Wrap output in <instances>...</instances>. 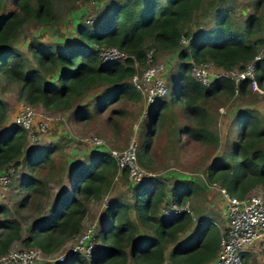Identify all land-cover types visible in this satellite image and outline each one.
Masks as SVG:
<instances>
[{
    "label": "trees",
    "instance_id": "obj_1",
    "mask_svg": "<svg viewBox=\"0 0 264 264\" xmlns=\"http://www.w3.org/2000/svg\"><path fill=\"white\" fill-rule=\"evenodd\" d=\"M204 1L107 0L101 21L93 26H79L76 40L70 45L59 48L32 40L25 53L14 46L15 40L28 23L54 25L53 1L0 0V76L16 86L19 96L33 107L52 113L71 112L76 122H86L115 104L142 98L132 83L137 72L135 63L145 66V49L153 46L155 56L160 51L175 54L178 59L173 74L176 100L181 102L189 120L178 135L187 134L193 141L216 148L219 138L208 124L206 103L218 96H234L236 91L240 96L250 94V81H241L235 87L231 80L220 78L208 87L203 86L192 76L191 65L211 61L224 70L242 69L264 44V36L260 34L259 14L251 13L243 23H238L229 7L221 2H213L216 4L214 25L200 27L192 33L190 25ZM255 4L257 8L264 0H256ZM183 37L187 45L181 44ZM94 45L117 47L129 57L122 62H102ZM255 78L259 86L264 87V60L256 63ZM94 91H98V95L90 109L82 103ZM166 108L167 102L163 99L150 106V130L141 145L143 154L137 155L139 163L152 146ZM7 111V104L0 100V127ZM110 111L123 113L115 108ZM233 124L238 128V141L228 153L212 159L207 169L209 182L219 184L237 198L259 188L264 199V112L256 106L241 107L234 114ZM27 145V133L19 126L0 128V173L10 166L17 170L22 164L27 174L22 176L21 184L30 189L31 194L42 195L46 182L38 176V171L45 165L49 170L55 168L60 147L48 145L29 150L25 156ZM67 164L66 176L70 182L73 179L70 192L58 197L49 214L36 219L25 236L21 223L0 205V257L16 242L37 248L46 255L56 252L81 232L88 215L87 204L102 199L117 175L127 178L126 170L119 171L115 160L102 149H95L85 160L72 164L67 161ZM177 179L167 190L165 179L151 177L139 185H129L131 202L125 198L110 199L103 227L95 237L103 247L98 248L91 261L78 255L65 264L212 262L220 239L213 221L206 219L196 225L189 237L179 243L180 235L193 225V217L186 212L168 216L160 213L162 207L172 203L182 205L194 192L196 182ZM247 253L242 255L243 264Z\"/></svg>",
    "mask_w": 264,
    "mask_h": 264
},
{
    "label": "rangeland",
    "instance_id": "obj_2",
    "mask_svg": "<svg viewBox=\"0 0 264 264\" xmlns=\"http://www.w3.org/2000/svg\"><path fill=\"white\" fill-rule=\"evenodd\" d=\"M54 12L56 13V22L52 26H42L35 23L26 24L21 31V34L14 42V46L25 53L27 52V44L32 40H37L41 43L51 44L55 47H65L76 40L79 26H93L101 21V16L106 11L105 5L107 0H52ZM105 2V3H104ZM215 3H220L224 7L228 6L231 15L238 23H243L249 14L257 13L261 16L262 31L260 34L264 36V4L256 8V0H205L197 13L196 20L191 23L192 33L199 30L200 27L213 26L216 7ZM9 6V4H8ZM7 6V8H8ZM200 18V20H199ZM30 61L33 63L30 54ZM157 63H161L166 69L167 94L163 100L167 102V108L162 112L163 116L159 121V127L156 136L152 141V146L146 157L143 158L140 165L148 171L165 179V189L169 190L180 179H192L198 185H202L201 189H194L195 193L210 192V188L216 195L208 194L206 200L199 194H193L188 198L189 205L193 209V214L196 218H202L204 222L208 218H214L217 225L224 227L225 220L221 219L222 206L220 201L224 203L219 191L209 182L207 169L214 157H219L228 153L231 147L238 141V128L234 122L232 115L241 107L256 106L264 112V93L251 92L244 96L239 94L231 97L218 96L210 99L206 103L209 113L208 124L218 135L219 143L216 146H205L199 142L193 141L187 134H179L178 131L184 125L189 123L185 111L179 100H176V86L173 82V74L176 72L178 59L175 54L157 52L155 56ZM145 66L137 65V70L140 73ZM264 91V87H260ZM98 95V91L91 93L83 101V105L92 109L93 101ZM0 100L7 104V116L1 129L9 126H14L13 117L15 116L19 105L25 102L18 94L16 86L7 83L0 76ZM260 106V107H258ZM77 107L73 108L76 109ZM112 108L123 111L122 114L112 113ZM144 108V100L141 98L135 102H124L119 105L115 104L107 109L102 114H95L93 119L86 122H76L71 116V112H49L42 107H35L38 113H45L51 116L47 130L36 143L28 144L25 152L29 150L35 151L47 145L59 146L57 152V162L53 170H49L47 166L38 171V176L43 177L46 182L44 194H32L30 189H27L21 184L22 176L27 174V168L16 170L11 183L7 190L0 188V205L5 206L9 210V215L16 218L22 227V235L25 236L33 222L40 217H44L51 209L52 202L55 198V193L63 184L67 182L66 167L69 166L67 161H77L78 159L85 160L90 154L95 152L96 148L83 145V140L90 136L101 138L105 144V150L112 149L121 151L125 149L131 140L135 137L139 143V154H143L142 143L148 137L150 130L148 115L141 119V112ZM221 109L223 112H221ZM149 114V113H148ZM148 119V120H147ZM180 137V138H179ZM179 139V140H178ZM72 159V160H71ZM69 168V167H68ZM37 175V174H36ZM173 175V176H172ZM73 179L71 178L70 187H72ZM207 184V186H206ZM128 178L117 175L109 192L99 201H91L87 204L88 215L82 223V230L79 235L84 234L92 227V234L98 236L102 227L106 208L102 203L110 199L131 197ZM212 186V187H211ZM257 190V189H256ZM259 190V189H258ZM257 190V191H258ZM53 194V196H51ZM31 195V196H30ZM30 196V197H29ZM128 201H132L129 199ZM212 204L213 209H209ZM47 208V209H46ZM92 212H91V211ZM212 219V220H214ZM214 220V221H215ZM221 221V223H220ZM200 221L194 219L195 224ZM77 235L73 239L67 241L59 250L49 255L50 259L44 257L37 264H58L54 258L58 257L67 247L76 243ZM189 236L185 233L179 237V243L185 241ZM98 247L103 245L99 240H96ZM25 247L20 242H16L12 248ZM11 248V249H12ZM247 257L244 264H264V242L256 244Z\"/></svg>",
    "mask_w": 264,
    "mask_h": 264
},
{
    "label": "built area",
    "instance_id": "obj_3",
    "mask_svg": "<svg viewBox=\"0 0 264 264\" xmlns=\"http://www.w3.org/2000/svg\"><path fill=\"white\" fill-rule=\"evenodd\" d=\"M182 45H187L186 38H181ZM98 57L102 62L125 61L129 55L117 47H97ZM264 60V44L261 45L255 57L247 62L242 69L233 68L224 70L216 67L213 62L205 61L192 63L191 74L197 82L203 86H209L215 79L226 78L232 81L235 87L244 80L250 81V88L257 93H264L255 78L256 63ZM135 63V67H137ZM165 66L155 60V47L149 46L145 49V67L139 73L138 70L132 78L133 86L140 92L144 100V108L141 112V119L147 117L150 106L157 100L163 98L167 93ZM237 95V91L234 96ZM221 112L222 109H221ZM235 114V113H234ZM234 114L232 117H234ZM52 120L51 116L45 113H38L32 105L23 102L13 117V123L27 133V140L36 143L47 130ZM83 145L96 149H105L104 141L96 136H90L83 140ZM139 143L133 137L127 147L121 151L109 150V155L115 160L119 171L126 170L127 178L131 185H139L151 177L157 175L145 169L137 159ZM16 169L10 166L5 172L0 173V188L7 190L11 183ZM212 185L219 191L224 200V211L227 226L220 230L219 249L216 257L209 264H243L242 255L252 250L261 242H264V199L262 191L257 188L243 198L231 196L225 188L217 183ZM212 187V186H211ZM107 208L109 202L102 203ZM186 212L192 215L188 201L182 205L172 203L169 207H162V215H173ZM193 217V215H192ZM92 227L84 234L76 238V243L67 247L54 260L58 264H65L75 256H82L87 261H91L98 250V243L92 234ZM44 257L50 259L49 255L44 254L37 248H12L0 257V264H37ZM163 264H172L165 260Z\"/></svg>",
    "mask_w": 264,
    "mask_h": 264
},
{
    "label": "crops",
    "instance_id": "obj_4",
    "mask_svg": "<svg viewBox=\"0 0 264 264\" xmlns=\"http://www.w3.org/2000/svg\"><path fill=\"white\" fill-rule=\"evenodd\" d=\"M258 107H260V106H258ZM257 109H260V108H257ZM261 110V109H260ZM236 112V111H235ZM234 112V113H235ZM43 136V135H42ZM29 144V143H28ZM48 146V145H47ZM44 147H46V146H44ZM44 147H41V148H44ZM26 148H28V145H27V147ZM40 148V147H39ZM38 149V148H37ZM36 149V150H37ZM27 150V149H26ZM31 151H33V150H31ZM24 158V157H23ZM72 160V159H71ZM83 160V159H82ZM81 159H78L77 161H72V163H74V162H80V161H82ZM71 163V164H72ZM22 168V164L20 165V167H18V169L17 170H19V169H21ZM173 176V175H172ZM196 182V181H195ZM63 184L61 185V187L58 189V192L57 193H55L54 195H55V198H53L54 200L52 201V202H54V201H56V199L58 198V197H60V196H62V195H67L69 192H70V190H71V187H70V181H65V182H62ZM197 184V183H196ZM203 185V184H202ZM202 185H196V187H195V189L196 188H198V189H201V188H203L202 187ZM206 186H207V184H206ZM210 190V192H207V190L205 191V195H203L202 196V193H198V191H197V193L199 194V196H201V197H204L206 200H208L207 199V197H208V194L210 193V194H213L214 195V199H216L217 200V197H216V195L213 193L214 191H212V189L210 188L209 189ZM197 193H195V191L193 192V194H197ZM192 195V194H191ZM51 196H53V194L51 195ZM192 197H194V195H192ZM209 201V200H208ZM56 203V202H55ZM55 203L53 204L52 203V205L51 206H53V205H55ZM220 204H221V206H222V211H220V213H222V215H221V219H223V220H225V224H224V227H220V225L218 226L217 225V221L214 219V218H208V220H211V221H213L214 222V224H215V226H216V228L219 230V232H220V230L221 229H224V228H226V226H227V220H226V215H225V211H224V203L222 202V201H220ZM210 207H209V209H213V206H212V204H208ZM191 208V207H190ZM47 209V208H46ZM49 211H50V209H49ZM91 211V210H90ZM191 211H192V215H193V220L195 219V221H196V219L198 220V221H200L199 222V224H201V220H202V218H196L195 217V215L193 214V209L191 208ZM92 212V211H91ZM48 214H49V212H48ZM212 219H214V220H212ZM105 221V220H104ZM104 221H103V223H104ZM220 223H221V221H220ZM196 225H198V224H195L194 222H193V225L190 227V229L189 230H187L186 232H184L185 233V235L186 236H188L190 233H191V230L193 229V227H195ZM182 236V234L180 235V237ZM180 239V238H179ZM179 242V241H178ZM253 250V249H252ZM250 252V251H249ZM213 261V260H212ZM209 264V263H208Z\"/></svg>",
    "mask_w": 264,
    "mask_h": 264
},
{
    "label": "clouds",
    "instance_id": "obj_5",
    "mask_svg": "<svg viewBox=\"0 0 264 264\" xmlns=\"http://www.w3.org/2000/svg\"><path fill=\"white\" fill-rule=\"evenodd\" d=\"M165 71H166V69H165ZM165 79H166V76H165ZM166 85H167V82H166ZM168 90V89H167ZM167 94V93H166ZM142 96V95H141ZM165 97V96H164ZM143 98V97H142ZM161 99H163V98H161ZM14 125V124H13ZM29 143V142H28ZM30 144V143H29ZM105 150V149H104ZM138 150H139V148H138ZM108 152V151H107ZM137 155H138V152H137ZM139 162V161H138ZM119 170V169H118ZM188 202H189V200H187ZM160 213H161V210H160ZM178 214V213H177ZM192 216V215H191Z\"/></svg>",
    "mask_w": 264,
    "mask_h": 264
}]
</instances>
